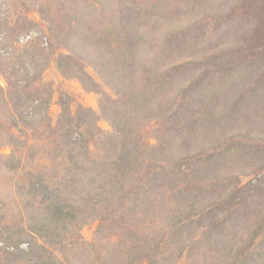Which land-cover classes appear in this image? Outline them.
Segmentation results:
<instances>
[{
	"label": "rangeland",
	"instance_id": "1",
	"mask_svg": "<svg viewBox=\"0 0 264 264\" xmlns=\"http://www.w3.org/2000/svg\"><path fill=\"white\" fill-rule=\"evenodd\" d=\"M65 40L66 49L61 47ZM128 46L133 49L128 51ZM26 49L36 70L49 59L39 80L52 90L47 110L52 125L63 101L73 116L80 108L98 112L99 102L106 105L107 96L115 97L94 69L83 65L111 61L121 70V78L124 75L121 89L136 90L150 101L137 127L144 147L165 145L166 161L172 164L188 154L192 158L214 154L216 171L201 174L206 179L198 187L203 192L214 187V195L232 185L250 192L242 201L243 215L229 221L225 235L236 244L250 243L249 228L264 214V0H0V67L7 68ZM61 54H69L77 67L82 63L88 76L81 75L85 85L58 71L55 62ZM92 79L97 83L93 88ZM0 85L5 89L1 75ZM133 106L119 96L116 112L122 116ZM10 114V106L0 101V142L9 134L22 138L9 125ZM96 125L102 133L111 131L102 118ZM36 139L32 158L22 154V170L0 171V223H19L24 202L16 179L27 177V171L42 172L61 187L67 202L91 204L92 159L79 157V163L89 168L88 175H80L66 152L57 149L54 135L43 136L39 127L28 142ZM11 148L3 146L0 153L9 154ZM179 163L180 168L161 172L152 186L157 193L150 191L146 200L126 199L122 213L103 209L101 216L85 213L68 225L66 264H150L141 260L149 250L152 255L157 252L152 264H233L208 246L177 254L181 244H174L172 227L179 214L173 204L186 200L198 175L192 172L198 170V162ZM164 167L173 168L166 163ZM167 188L173 189L172 195ZM29 204L27 210L32 209ZM24 238L33 242L28 235ZM133 245L140 248L142 258L130 257ZM0 258H5L2 252Z\"/></svg>",
	"mask_w": 264,
	"mask_h": 264
},
{
	"label": "trees",
	"instance_id": "2",
	"mask_svg": "<svg viewBox=\"0 0 264 264\" xmlns=\"http://www.w3.org/2000/svg\"><path fill=\"white\" fill-rule=\"evenodd\" d=\"M61 45L66 49V40ZM132 49V46H128V51ZM59 57L55 64L62 76L77 78L85 85L81 75L87 79L88 76L82 63L77 67V61L69 54H61ZM16 59L10 61L7 68L0 67V75L6 84L5 89L0 85V101L10 106L9 125L19 134L22 133V138L9 134L7 140L0 142V149L8 144L12 147L9 154L0 153V171L13 172L23 169L22 154L32 158L33 148L38 143L36 139L30 144L28 139L31 135L34 138L40 127L43 136L54 135L57 149L59 147L60 152H66L67 160L75 171H82L80 175L87 174L89 168L79 163V157L92 159V192L88 197V200L91 199L90 205L83 201L75 204L67 202L68 197L63 195L61 187L47 181L40 171H27V177L17 178V188L23 190L21 202H24V211L16 226L0 223V252L5 255V258H0V264H66L68 256L64 246L67 240H64V234L69 232L68 225H74L85 213L92 217L101 216L100 210L103 209L105 212L115 213L120 210L122 213L126 199L146 200L150 191L157 193L152 186L160 179L161 172L174 171L180 160L198 162V170H192L198 175L193 178L194 184L192 190L187 193L186 200L173 204L174 210L179 214L172 227L174 244H181L177 254L190 252L194 246H203L204 249L208 246L209 251L220 253L224 260L231 258L233 264H264V214L258 213L261 214V220H257L256 224L249 228L247 238L250 243L236 244L232 237H225L229 221L243 215L241 207L245 202L242 201L250 196V192L247 190L245 193L243 187L232 185L226 192L220 188L221 192L214 195L213 186L219 183H212L213 189H205L204 192L198 187H203L200 180L206 179V176H200L201 174L216 171L214 168L218 157L214 154L195 158L188 154L179 159L178 163L176 160L175 164H172L166 161L169 154L165 145L144 147L137 127L142 120L144 106L148 105V102L150 104V101L148 98L143 100V96L136 90L124 92L121 89L124 75L121 78V70L113 67L111 61L98 60V63L85 62L83 65H90L98 77L112 89L115 97L107 96L106 105L99 102L98 112L80 108V112L73 116L69 113L66 101H63L60 103V115L52 125L47 115L52 90L48 85L44 87L39 80L40 72L46 68L49 59H46L38 70L27 49L17 54ZM2 60L3 57L0 56V63ZM156 77L151 79L156 80ZM122 80L123 83L119 86ZM91 82L93 88L97 83L93 79ZM152 87L154 89L155 86ZM152 95L154 92L150 94L151 97ZM119 96L134 105L130 112L122 116H118L116 112ZM124 102L127 103L125 100ZM100 118L107 122L111 128L110 132H100L96 125ZM165 163L173 168L165 171ZM18 189L16 190L19 192ZM165 192L172 195L173 189L167 188ZM240 192L244 194L241 195ZM206 194L208 196L204 198ZM28 203L32 205L31 210H27ZM2 204L0 210L3 209ZM231 225L234 227L233 222ZM60 230L61 234L57 235ZM163 234L167 236L165 232ZM26 235L30 236L33 242L27 241L24 238ZM259 237L257 249H254L253 243ZM65 238H68V235ZM139 249L133 245L130 257L141 255L139 257L142 258V251L138 252ZM156 255V251L152 255L149 250L141 260L155 263Z\"/></svg>",
	"mask_w": 264,
	"mask_h": 264
}]
</instances>
